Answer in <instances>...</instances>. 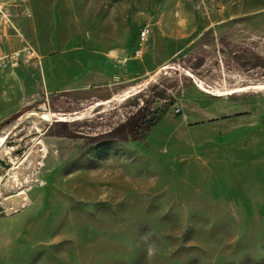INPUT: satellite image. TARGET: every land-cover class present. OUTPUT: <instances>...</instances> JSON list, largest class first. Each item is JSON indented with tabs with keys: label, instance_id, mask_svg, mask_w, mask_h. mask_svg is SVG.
<instances>
[{
	"label": "rangeland",
	"instance_id": "1",
	"mask_svg": "<svg viewBox=\"0 0 264 264\" xmlns=\"http://www.w3.org/2000/svg\"><path fill=\"white\" fill-rule=\"evenodd\" d=\"M11 5L0 264H264V0Z\"/></svg>",
	"mask_w": 264,
	"mask_h": 264
},
{
	"label": "built area",
	"instance_id": "2",
	"mask_svg": "<svg viewBox=\"0 0 264 264\" xmlns=\"http://www.w3.org/2000/svg\"><path fill=\"white\" fill-rule=\"evenodd\" d=\"M17 0H0V70L11 71L18 69L22 62L32 59L30 48L23 47L19 50H7L6 45L12 39H20L26 42L23 30L13 15L11 3ZM148 30L142 32V38H147ZM143 54V46L136 51V56ZM23 60V61H22Z\"/></svg>",
	"mask_w": 264,
	"mask_h": 264
},
{
	"label": "trees",
	"instance_id": "3",
	"mask_svg": "<svg viewBox=\"0 0 264 264\" xmlns=\"http://www.w3.org/2000/svg\"><path fill=\"white\" fill-rule=\"evenodd\" d=\"M161 119H162V116H154L151 120L148 121L146 115L142 117L140 115L138 117L137 125L141 129L145 128L146 130L151 131L159 125Z\"/></svg>",
	"mask_w": 264,
	"mask_h": 264
},
{
	"label": "water",
	"instance_id": "4",
	"mask_svg": "<svg viewBox=\"0 0 264 264\" xmlns=\"http://www.w3.org/2000/svg\"><path fill=\"white\" fill-rule=\"evenodd\" d=\"M0 163L3 164V165H6V162L3 161L2 159H0ZM0 208H1V206H0Z\"/></svg>",
	"mask_w": 264,
	"mask_h": 264
},
{
	"label": "crops",
	"instance_id": "5",
	"mask_svg": "<svg viewBox=\"0 0 264 264\" xmlns=\"http://www.w3.org/2000/svg\"><path fill=\"white\" fill-rule=\"evenodd\" d=\"M8 44V43H7ZM6 47H7V45H6Z\"/></svg>",
	"mask_w": 264,
	"mask_h": 264
},
{
	"label": "bare ground",
	"instance_id": "6",
	"mask_svg": "<svg viewBox=\"0 0 264 264\" xmlns=\"http://www.w3.org/2000/svg\"><path fill=\"white\" fill-rule=\"evenodd\" d=\"M135 91V90H134Z\"/></svg>",
	"mask_w": 264,
	"mask_h": 264
}]
</instances>
